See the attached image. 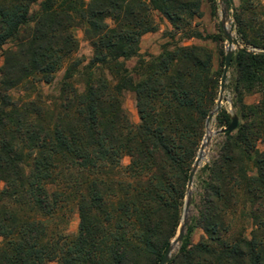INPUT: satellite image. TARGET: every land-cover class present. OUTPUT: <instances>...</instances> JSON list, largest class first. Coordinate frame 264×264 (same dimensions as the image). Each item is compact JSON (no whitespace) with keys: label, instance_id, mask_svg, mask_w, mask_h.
<instances>
[{"label":"trees","instance_id":"obj_1","mask_svg":"<svg viewBox=\"0 0 264 264\" xmlns=\"http://www.w3.org/2000/svg\"><path fill=\"white\" fill-rule=\"evenodd\" d=\"M209 1L217 16V1ZM156 13L171 24L173 41L177 33L225 41L221 30L185 31L203 17L202 0H0V264L163 259L181 224L226 54L217 72L210 50L180 43L146 61L140 42L158 30ZM236 20L246 46L231 65L239 127L224 135L208 168L194 223L203 237L193 243L190 227L168 264H264V152L257 149L264 22L256 30ZM76 30L93 50L89 63L77 57ZM132 59L139 62L130 70ZM125 93L135 96L139 125L124 108ZM251 94L261 96L259 105L245 104ZM231 122L227 111L218 114L219 128ZM74 210L80 225L72 238L66 226Z\"/></svg>","mask_w":264,"mask_h":264},{"label":"rangeland","instance_id":"obj_2","mask_svg":"<svg viewBox=\"0 0 264 264\" xmlns=\"http://www.w3.org/2000/svg\"><path fill=\"white\" fill-rule=\"evenodd\" d=\"M86 1L91 2L92 0H86ZM216 1L218 5L217 16H213L212 14V6H211L210 1L202 0L203 17L201 19H195V21L192 24V28H185V31H189L193 29V30L199 31L204 36H207V35L213 36V35H218L220 33V30L224 34V29H223V24H224L226 28L227 27L229 28V31L232 30L234 37L238 40L240 44V48L242 49L246 48V46L242 43L240 36L238 35L236 16H242L245 21H249V25L253 26L256 30L259 29L260 27H262V23L264 22V0H232V2L229 3L228 8H226L221 3L220 0H216ZM246 9H249V10H246ZM223 11L226 12L225 20L223 19V15H222ZM155 17H156V21L158 24V30L154 33L146 34L145 36L142 37L141 42H140V54L142 57L145 58L146 61H149L153 57L154 58L158 57L162 53L163 51L162 49L164 45L168 43H171V44L180 43V45L184 47L198 46V47H203V48L210 50L213 54L214 71L217 72L221 69V63H222L221 52L225 51V54H226V51H227V41H226L225 36H224L225 41L223 43L217 44L212 41H203V40H198V39L182 40V36H181L182 34L175 33L177 36H176V39L173 41L170 39V36H169V33L173 32V28L171 24L168 22L166 18H164L159 13H156ZM75 34H76V37L80 45L79 52L77 53V57L83 59L85 63H89L93 56V50L91 48V45L86 40L82 30H76ZM247 48L250 52L257 51V49H253L250 47H247ZM138 62H139L138 59H132L126 63V66L130 70L134 69L137 66ZM3 64H4L3 57H2V53L0 52V67H2ZM62 75H63V72H61L58 75V80L62 77ZM235 80H236V71H235V67H233L229 71L226 92H225V98L228 101L223 102L222 110L220 111V112H222L223 110L227 111V113L230 114L232 118L237 116L236 110L234 109ZM123 101H124V108L129 114L131 121L134 124L139 125L141 121H140L138 111H137L135 96L132 93H125L123 97ZM244 102L248 106L259 105L261 102V96L259 94L248 95L245 97ZM218 114L216 115L215 120L211 124V127H210L211 133H216L217 131L221 130V128H219L218 123H217ZM206 136H207V130L205 128L204 140ZM204 140L202 142V145L204 143ZM224 143H225L224 135L212 136L211 142L208 148H206L205 150L207 152L206 160L203 162V164L197 171L195 179H194V184L190 190L191 195H192V205L188 213V219L190 223L189 228L193 227L194 229L191 238H192V242L195 244L200 242L201 238L203 237V232L199 228H197L194 223H195V218L198 216V207L202 199L204 183L206 182L207 177H208V172H209L208 168L210 167L212 161H214V159L217 157L218 152L220 151V148L222 147ZM257 149L262 153L264 152V141L259 142L257 144ZM124 163L126 165L129 164V159L126 158L124 160ZM183 216H184V209L182 213V219H183ZM181 223H182V220H181ZM79 225H80L79 214L77 210H74L70 212L68 216L66 233L70 237L75 238L79 232ZM248 233H250V231ZM1 241L2 239L0 238V243ZM47 264H58V263L49 262Z\"/></svg>","mask_w":264,"mask_h":264},{"label":"water","instance_id":"obj_3","mask_svg":"<svg viewBox=\"0 0 264 264\" xmlns=\"http://www.w3.org/2000/svg\"><path fill=\"white\" fill-rule=\"evenodd\" d=\"M220 1L226 8L229 7L230 0H220ZM222 15H223V19L225 20L226 12L223 11ZM223 29H224V36H225L226 41H227V51H226L223 74H222L221 83H220L219 99L217 101L216 108L209 114V116L206 120L207 136L204 140V143L200 149V152L197 156V159L194 163V166H193L192 171H191L190 176H189V182H188V187H187V198H186V202H185L184 216L182 219L181 226L179 228V231H178L176 238L172 241L171 246L168 248L163 259L161 260V262L159 264H168L172 259H174L177 256V254H178V252L182 246V243L186 237V234H187V231L189 228V224H190L189 219H188V213H189L190 207L192 205V195H191L190 190L194 184V179H195L196 173L199 170V168L201 167V163L203 160L202 152L206 148H208V146L211 142V139H212V135L209 134L211 124L215 120L216 115L222 110L223 102L228 101L225 98V92H226V86H227L229 71H230L231 65L233 63V58H234L235 52H236V50L244 51L242 48H240V44H239L238 40L234 37L232 30L228 31V29L225 27L224 24H223ZM247 53H252V52L247 51ZM238 127H239V119L237 116H235L232 118V122L227 128H223V129L217 131L216 133H213V136H222V135H226V134H232L238 129Z\"/></svg>","mask_w":264,"mask_h":264},{"label":"bare ground","instance_id":"obj_4","mask_svg":"<svg viewBox=\"0 0 264 264\" xmlns=\"http://www.w3.org/2000/svg\"><path fill=\"white\" fill-rule=\"evenodd\" d=\"M227 29H228V31H229V28H228V27H227ZM209 134L213 136V133L210 132ZM205 150H206V149H205ZM205 150L202 152L203 160H202L201 165L203 164V162L206 160V157H207V152H206Z\"/></svg>","mask_w":264,"mask_h":264}]
</instances>
